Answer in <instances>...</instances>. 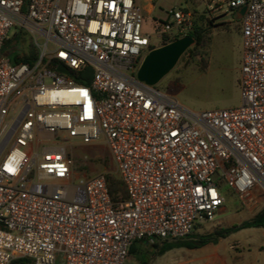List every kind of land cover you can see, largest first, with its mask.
Returning a JSON list of instances; mask_svg holds the SVG:
<instances>
[{
	"label": "built area",
	"instance_id": "obj_1",
	"mask_svg": "<svg viewBox=\"0 0 264 264\" xmlns=\"http://www.w3.org/2000/svg\"><path fill=\"white\" fill-rule=\"evenodd\" d=\"M244 6L241 104L193 111L137 78L150 51L188 35L190 12L169 10L147 35L151 0H0V264H126L137 242L212 221L222 184L264 202V0L209 7ZM29 45L33 62H15ZM69 138L104 142L125 200L106 174L80 177Z\"/></svg>",
	"mask_w": 264,
	"mask_h": 264
},
{
	"label": "rangeland",
	"instance_id": "obj_2",
	"mask_svg": "<svg viewBox=\"0 0 264 264\" xmlns=\"http://www.w3.org/2000/svg\"><path fill=\"white\" fill-rule=\"evenodd\" d=\"M227 0H151L155 9L151 16L145 15L144 30L147 35L153 32L155 20L165 19L171 9H181L190 12L191 25L183 32L187 33L198 21L199 16L207 15L215 20V25L232 22L233 13H211L210 5L224 3ZM151 9V6L149 7ZM225 27H215L211 42L202 48L200 53L181 57L174 69L166 75L157 85L161 91L172 95L186 108L193 111H207L227 109L241 104L239 88V68L241 69V38L238 34L239 24L236 21L227 23ZM16 30L12 29L10 37L13 38ZM25 41L24 35L14 40L16 46ZM28 42V41H27ZM208 68L204 70L205 66ZM71 139L74 148L71 155L83 166L82 176L89 178L97 174H106L107 177L120 180L110 151L103 141L92 145H83L77 138ZM225 203L223 212L217 213L212 221H199L192 234L211 233L217 227H226L240 224L250 217L247 210L251 205H245L224 184H222ZM245 229L238 236L247 238ZM161 242H156L161 245ZM156 243L145 241L137 242L134 246L137 253L129 255L126 264H201V251L199 249L178 248L167 251L158 256ZM258 248L254 253L258 260L264 262V236L258 238Z\"/></svg>",
	"mask_w": 264,
	"mask_h": 264
},
{
	"label": "trees",
	"instance_id": "obj_3",
	"mask_svg": "<svg viewBox=\"0 0 264 264\" xmlns=\"http://www.w3.org/2000/svg\"><path fill=\"white\" fill-rule=\"evenodd\" d=\"M215 27H225V30H227V23H224L223 25L217 24L215 25V20L209 18L207 15H201L198 18V21H195L194 26L189 30L188 35L194 38L195 44L191 46L186 53L183 55L182 58L192 55L193 57L197 56L203 47L208 45L212 38H213V29ZM36 57L35 50L29 45L28 53L25 54L23 57L15 56L14 61L15 62H26V63H32L33 60ZM57 66V64H55ZM208 68V65L205 66L204 70ZM90 69L86 71L85 73H82L81 77H76L75 80L78 84H84L88 85L90 80ZM85 75L87 77H85ZM84 76V77H83ZM107 183L110 191V195L114 201H120L125 200L127 198V191L125 188L124 183L122 180H116L111 177H107ZM248 228H264V207L261 211H259L256 215H254L251 219L244 221L240 224H235L230 227H220L214 229L213 232L207 233V234H193L194 236H188L184 239H178L173 241H164L160 244L156 243L154 244L155 248L157 249L156 254L158 256L164 255L167 251L178 249V248H187V249H199L201 247H204L206 245L217 243V241L220 238H225L229 236L232 233H236L243 229ZM137 253V249L135 246L131 247L130 255H134ZM30 263V260L28 259H19L11 264H28Z\"/></svg>",
	"mask_w": 264,
	"mask_h": 264
},
{
	"label": "crops",
	"instance_id": "obj_4",
	"mask_svg": "<svg viewBox=\"0 0 264 264\" xmlns=\"http://www.w3.org/2000/svg\"><path fill=\"white\" fill-rule=\"evenodd\" d=\"M233 16H234L233 21H236L239 24V30L237 32L241 38L240 54L242 57L241 20L237 12H235ZM232 22H227V23H232ZM239 76H240V68H239ZM263 207H264V202L251 205L247 209L250 214L249 219H251L259 211H261ZM224 210L225 208L223 206L218 213L223 212ZM230 226H226V227H230ZM244 231L247 238L241 239L238 236H236L239 233H241L240 230L236 233L230 234L225 238H220L217 241V243H212L199 248V250L201 251V257H200L201 264H264V262L261 263L258 260V257L254 253V250H256L259 247L258 246L259 236H264V228H248L245 229Z\"/></svg>",
	"mask_w": 264,
	"mask_h": 264
},
{
	"label": "water",
	"instance_id": "obj_5",
	"mask_svg": "<svg viewBox=\"0 0 264 264\" xmlns=\"http://www.w3.org/2000/svg\"><path fill=\"white\" fill-rule=\"evenodd\" d=\"M245 11V6L240 8L237 11L238 16L242 18ZM194 44V38L187 35L150 51L138 69L137 78L148 85L157 86L174 69L181 57ZM58 70L69 74V70L64 65H60Z\"/></svg>",
	"mask_w": 264,
	"mask_h": 264
}]
</instances>
